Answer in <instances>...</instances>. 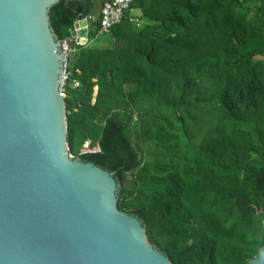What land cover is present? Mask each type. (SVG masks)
I'll list each match as a JSON object with an SVG mask.
<instances>
[{"label":"trees","instance_id":"obj_1","mask_svg":"<svg viewBox=\"0 0 264 264\" xmlns=\"http://www.w3.org/2000/svg\"><path fill=\"white\" fill-rule=\"evenodd\" d=\"M97 3L60 0L48 12L74 54L68 153L114 172L118 209L173 264H247L264 243V0H133L107 34L98 14L78 45L74 23ZM97 35L108 39L90 46ZM145 138L159 145L151 162Z\"/></svg>","mask_w":264,"mask_h":264},{"label":"water","instance_id":"obj_2","mask_svg":"<svg viewBox=\"0 0 264 264\" xmlns=\"http://www.w3.org/2000/svg\"><path fill=\"white\" fill-rule=\"evenodd\" d=\"M59 1L0 0V264H173L118 209L114 172L68 153ZM92 21L74 23L78 45ZM247 264H264V243Z\"/></svg>","mask_w":264,"mask_h":264},{"label":"built area","instance_id":"obj_3","mask_svg":"<svg viewBox=\"0 0 264 264\" xmlns=\"http://www.w3.org/2000/svg\"><path fill=\"white\" fill-rule=\"evenodd\" d=\"M132 2L133 0H103L99 10L100 34H107L114 25L120 23L125 13L130 9ZM69 41L70 40H64L60 43V49L64 54V61L59 90L63 96L64 88L70 81V72L67 69L68 55L71 52ZM70 83L74 87L79 86L77 81L72 80Z\"/></svg>","mask_w":264,"mask_h":264},{"label":"rangeland","instance_id":"obj_4","mask_svg":"<svg viewBox=\"0 0 264 264\" xmlns=\"http://www.w3.org/2000/svg\"><path fill=\"white\" fill-rule=\"evenodd\" d=\"M99 10H100V7H99V3L96 4V6L91 10L90 12V17L91 19L93 20L92 21V25L91 27L89 28L90 29V32L92 33L94 30H95V21L96 19L98 18V14H99ZM130 13L135 16V18H137L139 16V12H137L136 10H131ZM145 21H142V20H136L135 19V23L137 24V28L140 29L143 27V25L145 24L144 23ZM108 39V37L106 36H102V35H97V37L95 39H92L90 41V46H99V44H102V42H106ZM103 40V41H102ZM73 52L71 50V52L69 53L68 57L70 58H74L73 56ZM67 64L69 65V61H67ZM67 65V66H68ZM74 87V86H72ZM77 88V87H76ZM64 93H65V89H64ZM96 94V88L94 89V93H93V96ZM154 102H149V101H145V103L141 106V108H145V107H148L150 105H152ZM136 114L138 112H135ZM134 115V121L137 122V115ZM193 114H195V112H193ZM191 132L193 133L194 137H196V135L198 134V136H202L203 132H204V129L202 131L194 128L191 126ZM201 132V133H200ZM196 138H194L195 140ZM198 140V138H197ZM196 140V141H197ZM140 148L141 150L144 152V155H145V158H144V162H151L152 160H154L156 158V150L159 148V145L157 144V141L155 140H149L148 138H145L142 142H140ZM72 156V155H70ZM73 158V156H72ZM123 187L124 188H129L131 187V182L128 180L126 181L124 184H123Z\"/></svg>","mask_w":264,"mask_h":264}]
</instances>
